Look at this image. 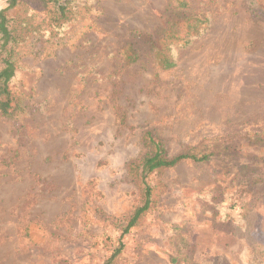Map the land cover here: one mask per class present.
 <instances>
[{
    "label": "rangeland",
    "instance_id": "rangeland-1",
    "mask_svg": "<svg viewBox=\"0 0 264 264\" xmlns=\"http://www.w3.org/2000/svg\"><path fill=\"white\" fill-rule=\"evenodd\" d=\"M87 1L86 17L57 34L36 13L38 33L21 47L10 84L25 110L0 116V264H103L140 199L126 163L146 130L170 155L214 152L148 176L157 205L121 237L115 264H218V254L240 264L244 241L216 212L234 203L235 218L248 201L264 243V184L244 183L264 145V15L244 0H194L208 29L168 51L165 67L167 0ZM127 46L139 54L131 64Z\"/></svg>",
    "mask_w": 264,
    "mask_h": 264
},
{
    "label": "trees",
    "instance_id": "trees-1",
    "mask_svg": "<svg viewBox=\"0 0 264 264\" xmlns=\"http://www.w3.org/2000/svg\"><path fill=\"white\" fill-rule=\"evenodd\" d=\"M88 1L83 0H6V6L0 9V116L6 119H15L23 114L25 105L22 94L10 84L12 77L19 67L21 47L37 35L39 25L35 23V14L45 12L46 26L54 32L63 29L66 25L84 19L90 10ZM244 4L254 13L264 15V0H244ZM25 6L23 14L9 17L6 11ZM31 12H29V10ZM168 15L158 37V50L162 64L165 67L174 64L171 56L166 55L175 47H185L193 39L206 32L209 26L210 14L208 7L202 1L194 0H167ZM54 30V31H52ZM123 60L134 63L139 59L138 52L131 46L122 50ZM260 140V139H257ZM259 161L251 170L252 181H245L250 187L255 182L264 184V145L259 147ZM214 151H198L194 147L187 148L176 154H168L163 140L146 130L142 136V149L139 154L126 163L128 177L139 188V202L132 211L122 219L121 232L118 241L113 246L109 257L103 264H115L121 258L123 243L121 237L131 228L138 226L144 217L157 205L156 187L148 183V176L153 172H160L175 166L184 160L205 162ZM263 153V156H261ZM245 196L254 198L250 189L246 188ZM227 206V207H226ZM234 203H229L216 212V219L233 221L232 234L244 241L239 253L240 264H264V243H260L251 233L254 223L249 219L250 207L248 201L239 204V212L231 218V209ZM110 239V238H109ZM215 263L231 264L228 258L218 254L214 257Z\"/></svg>",
    "mask_w": 264,
    "mask_h": 264
}]
</instances>
